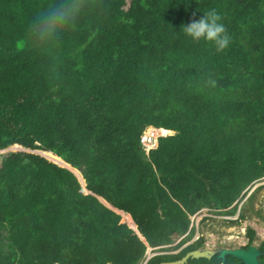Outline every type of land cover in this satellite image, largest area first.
Listing matches in <instances>:
<instances>
[{"label":"trees","instance_id":"obj_1","mask_svg":"<svg viewBox=\"0 0 264 264\" xmlns=\"http://www.w3.org/2000/svg\"><path fill=\"white\" fill-rule=\"evenodd\" d=\"M211 9L224 52L181 29ZM262 177L264 0H0V264H166Z\"/></svg>","mask_w":264,"mask_h":264},{"label":"rangeland","instance_id":"obj_2","mask_svg":"<svg viewBox=\"0 0 264 264\" xmlns=\"http://www.w3.org/2000/svg\"><path fill=\"white\" fill-rule=\"evenodd\" d=\"M242 194L240 202L237 200L238 203L234 204V213H217L212 208L205 207L194 214L192 220L195 233L192 239L164 253H178L188 244L201 239V248L248 247V244L259 246L264 241V177L254 181ZM179 241L180 239L170 246L177 245ZM159 249L149 247L146 255L149 252L151 256L159 254L163 251Z\"/></svg>","mask_w":264,"mask_h":264},{"label":"clouds","instance_id":"obj_3","mask_svg":"<svg viewBox=\"0 0 264 264\" xmlns=\"http://www.w3.org/2000/svg\"><path fill=\"white\" fill-rule=\"evenodd\" d=\"M181 29L193 42L209 43L215 47L217 52H224L231 43V37L222 23V17L215 9L203 13L199 19H196V13L193 12L191 21L182 25ZM209 83L215 87V80H210Z\"/></svg>","mask_w":264,"mask_h":264},{"label":"water","instance_id":"obj_4","mask_svg":"<svg viewBox=\"0 0 264 264\" xmlns=\"http://www.w3.org/2000/svg\"><path fill=\"white\" fill-rule=\"evenodd\" d=\"M173 132V131H172ZM149 251V250H148ZM213 255H217L222 261H225L227 256L231 255L237 258L244 264H264L260 256L262 255V250L259 246L255 244H250L248 247H221L218 249L211 248H196L188 251L182 258L165 262L166 264H185L190 257H207L211 258ZM154 256V255H153ZM151 254L147 255L143 264L151 258Z\"/></svg>","mask_w":264,"mask_h":264},{"label":"built area","instance_id":"obj_5","mask_svg":"<svg viewBox=\"0 0 264 264\" xmlns=\"http://www.w3.org/2000/svg\"><path fill=\"white\" fill-rule=\"evenodd\" d=\"M158 129H163V128H155L153 126H147L143 133L140 136L141 142L142 144L146 147L147 150L152 149L153 147H155L154 144L157 145V137L159 135H167L170 134V132H168V129H164L165 132L162 133H158Z\"/></svg>","mask_w":264,"mask_h":264},{"label":"bare ground","instance_id":"obj_6","mask_svg":"<svg viewBox=\"0 0 264 264\" xmlns=\"http://www.w3.org/2000/svg\"><path fill=\"white\" fill-rule=\"evenodd\" d=\"M162 132H165V130L164 129H158V133H162ZM168 132H172V131H168ZM215 241V240H214Z\"/></svg>","mask_w":264,"mask_h":264}]
</instances>
